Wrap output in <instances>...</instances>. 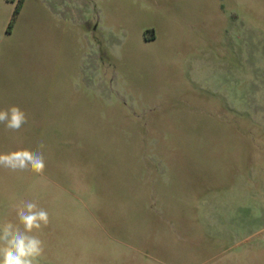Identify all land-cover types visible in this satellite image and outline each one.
Wrapping results in <instances>:
<instances>
[{"label":"rangeland","instance_id":"1","mask_svg":"<svg viewBox=\"0 0 264 264\" xmlns=\"http://www.w3.org/2000/svg\"><path fill=\"white\" fill-rule=\"evenodd\" d=\"M0 223L39 264H264V0H0Z\"/></svg>","mask_w":264,"mask_h":264},{"label":"clouds","instance_id":"2","mask_svg":"<svg viewBox=\"0 0 264 264\" xmlns=\"http://www.w3.org/2000/svg\"><path fill=\"white\" fill-rule=\"evenodd\" d=\"M27 122L26 113L18 105L0 109V124L8 131L18 132ZM44 147L40 142L36 151L17 149L0 153V168L42 174L46 168ZM16 216L18 223H0V264H39L45 245L35 233L49 225V213L29 200L16 207Z\"/></svg>","mask_w":264,"mask_h":264}]
</instances>
